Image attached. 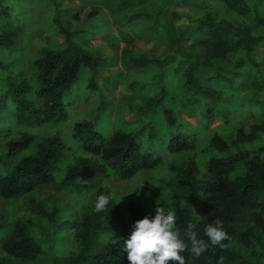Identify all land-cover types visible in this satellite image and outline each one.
I'll return each instance as SVG.
<instances>
[{"label": "trees", "instance_id": "obj_1", "mask_svg": "<svg viewBox=\"0 0 264 264\" xmlns=\"http://www.w3.org/2000/svg\"><path fill=\"white\" fill-rule=\"evenodd\" d=\"M45 1L52 15L44 46L31 61L30 77L10 74L9 65L0 60V117L20 129L14 134L0 129V199L23 197L27 212L54 231L58 210L48 211L35 191L62 184L76 195L91 194L79 221L72 215L59 225L61 231L73 230V249L54 255L49 264H129L123 240L136 221L155 213L134 201L120 207L102 181H125L166 163L174 175L158 192L152 189L156 207L176 211L181 235L191 222L200 238L207 239L204 226L219 218L231 237L223 242L228 247L210 245L195 264H264V95L253 85L263 83L264 74L250 80L264 64V0H172L204 8L196 16L175 10L165 15L159 4L153 11L136 8L143 0H115L124 12V32L137 30L147 41L162 39L169 54L124 58L127 70L148 72L128 87L139 98L138 114L147 121L125 122L112 132L97 128L92 120L74 123L71 138L83 155L65 167L60 181L56 170L65 149L60 136L41 138L35 152L21 154L34 141L29 130L67 121L69 109L77 106L76 82L86 72L85 93L101 100L95 119L109 118L111 108L94 83L100 64L107 66V60L100 50L81 42L106 31L97 20L76 30L65 27L62 0ZM76 1L91 5L96 0ZM31 2L0 0V53L22 48ZM183 18L187 29L180 34L178 21ZM184 46L188 51L181 55ZM260 47L262 59L256 55ZM179 113L200 116V123L193 126ZM250 119L256 122L247 125ZM213 120L237 122L231 132H209ZM202 140L216 153L203 170L194 157L185 158ZM172 155H180L181 161L168 162ZM100 195H107L110 203L106 211L97 212ZM43 253L28 219L18 218L16 212L0 218V264H36ZM181 255L188 257L190 251Z\"/></svg>", "mask_w": 264, "mask_h": 264}, {"label": "rangeland", "instance_id": "obj_2", "mask_svg": "<svg viewBox=\"0 0 264 264\" xmlns=\"http://www.w3.org/2000/svg\"><path fill=\"white\" fill-rule=\"evenodd\" d=\"M157 4L164 7L165 15H167L168 11L175 10L178 14L186 13L187 15L196 16L204 10V8L198 6L176 5L172 0H143L136 8H145L153 11ZM62 5L64 11L61 14V23L65 27L76 30L93 20H97L102 23L103 30L106 31L105 34H95V39L91 42L88 40H81V42L92 49L100 50L102 56L107 60V66L104 67L102 63L100 64L94 78V83L97 90L99 89L100 91H98L101 92V98L104 104L108 108H111V112L107 115L109 118L105 120L99 121L95 119V109L101 100L99 97L94 99L85 93L84 83L88 78L86 72L76 82L75 86H79L76 98L78 100L77 106L76 108L69 109L67 121L53 126L46 125L41 128L29 130L35 138L30 148L23 151L21 155L35 152L37 144L39 143L38 140L46 136L58 135L64 141L65 149L61 157L62 161L58 164L56 170L57 181H60L62 178L65 167L71 164L75 158L83 155L77 149L75 141L71 138L74 123L83 120H92L97 128L112 132L116 127L120 125L124 126L125 122L133 123L137 122L138 119L142 120L143 123L147 121V116L138 114L136 105L139 102V98L134 97L128 87L132 81L141 79L148 72L127 70L124 65V58L130 56H145L155 59L169 54L168 47L162 39L157 38L152 41H147L137 30L128 33L124 32V12L119 10L115 0H96L91 5H84L76 0H62ZM51 15V8L45 0H32L28 5L26 17H24L28 32L24 37L22 48L12 53H0V60L4 61L6 65H9L8 72L10 74L26 78L30 77L33 72L31 61L39 56V51L44 46L45 27ZM183 22H185L184 18L178 21L180 34L186 28L182 24ZM187 51V46H184L180 54L184 55ZM262 52V47L256 50V55L259 59H262ZM10 62H13L11 66ZM258 73L261 75L264 74V64L251 75V83L255 80V75H258ZM253 85L254 89L258 90L261 95H264V81L261 84L254 83ZM65 100L67 101V99ZM227 100L228 97L226 96L224 101L227 102ZM179 114L193 126L200 123V116L186 118L182 113ZM236 122L233 120L231 125H227L222 121L213 120L210 122L209 132L212 129H218L225 133L231 132L232 125ZM255 122V119H250L246 124L250 125ZM0 129H10L13 134L20 131L19 128L14 127L11 121L3 120L2 117H0ZM215 154L209 147V143L206 140H202L195 150L185 154V158L194 157L200 169L203 170L205 161L208 157ZM179 156L172 155L167 157L166 160L168 162L173 160L180 162L181 159ZM169 165L166 163L157 169L139 172L125 181L108 177L102 181V185L109 188L111 195L120 207L129 201H134L148 211L155 213L156 202L153 203L155 199L152 196V189L155 191L161 190L164 182L168 181L171 183V178L174 174L170 171ZM164 193L167 197L170 195V192L164 191ZM35 197L37 200L44 202L45 208L48 211H52L53 208L58 210V214L55 217L57 229L54 231L48 230L41 218L32 216L27 212L23 197L12 201L0 199V218H5L7 215L11 216L16 212L18 218L28 219L30 230L44 251L43 255L38 258L36 264H49L54 255H63L73 249L75 243L73 230L61 231L59 230V225L62 224L64 218L67 216L74 215L76 220L79 221L85 206L91 203V194L76 195L67 186L56 184L36 190Z\"/></svg>", "mask_w": 264, "mask_h": 264}, {"label": "clouds", "instance_id": "obj_3", "mask_svg": "<svg viewBox=\"0 0 264 264\" xmlns=\"http://www.w3.org/2000/svg\"><path fill=\"white\" fill-rule=\"evenodd\" d=\"M110 200L107 195L96 199L95 210L106 211ZM197 225L189 222L181 235L175 210L165 212L163 207L155 208V215L136 221L131 234L123 240L122 251L127 253L129 264H195V260L209 249V246L228 247L223 243L231 237L224 230L219 218L206 224L200 238ZM190 245V248H189ZM185 251L190 255H181Z\"/></svg>", "mask_w": 264, "mask_h": 264}]
</instances>
